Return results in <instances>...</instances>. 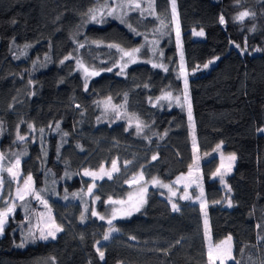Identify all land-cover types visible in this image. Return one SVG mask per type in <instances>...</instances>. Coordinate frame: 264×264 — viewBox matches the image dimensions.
I'll return each mask as SVG.
<instances>
[{
	"label": "trees",
	"instance_id": "1",
	"mask_svg": "<svg viewBox=\"0 0 264 264\" xmlns=\"http://www.w3.org/2000/svg\"><path fill=\"white\" fill-rule=\"evenodd\" d=\"M154 1L155 17L132 14V31L117 19L91 22L89 10L111 0H0V147L7 166L20 160L62 227L56 239H33L28 214L17 211L0 238V264H209V249L229 236L230 264H264V0H175V20L171 0ZM245 10L252 18L238 20ZM145 36L161 38L168 71L139 62L123 76L116 69L89 81L81 73L77 60L113 69L122 53L108 45L132 47ZM181 65L195 72L188 78L191 120L189 109L154 102L183 92ZM109 98L124 115L105 110ZM126 115L142 123L140 134ZM222 143L237 156L225 184L214 178ZM197 151L207 156L203 211L180 199L174 211L152 190L146 207L115 222L118 231L103 240L110 226L92 210L126 197L128 181L141 172L173 182L195 164ZM113 161L119 171L89 194L94 181L83 171Z\"/></svg>",
	"mask_w": 264,
	"mask_h": 264
},
{
	"label": "rangeland",
	"instance_id": "2",
	"mask_svg": "<svg viewBox=\"0 0 264 264\" xmlns=\"http://www.w3.org/2000/svg\"><path fill=\"white\" fill-rule=\"evenodd\" d=\"M119 2H120V0H111V3H109L108 5L111 7H115L116 4ZM140 2L142 3V7H145V8L147 7L146 0H143V1L140 0ZM154 3H155V1H154ZM125 11H128V10L125 9ZM245 11L248 12L249 15L247 17H245L243 20L251 19L253 16L252 12L249 10H245ZM245 11H241V12H245ZM103 12H104V14L102 15L101 11H97L95 14L96 19L95 20L91 19V22L103 24L105 22H108V20H110V19H117V21H119L122 25L128 26L129 24H131L130 21H131L132 14L137 13V12L141 14V12L139 10L128 11V14L124 17L126 22L122 23L121 19L119 18L121 15H123L120 8H117V11L113 16H108L106 14L107 9H104ZM145 13H148V12L145 11L143 14H145ZM155 14L156 13L154 12L153 15H149V16L151 17V16H154ZM159 31H160L159 33H162L164 31V29L162 28V25H161ZM204 36H205V33L203 36H200V37L204 38ZM161 41L162 40L160 37L145 36L143 39V42L140 45L136 44L135 46H132V47H130V46L125 47V45L120 44V45H122L120 47L124 46L125 51H131L133 48H140L141 49V46L143 45V43L146 44L147 49L146 50L141 49V51L138 54H136V60H137L136 63H132L128 57H125L124 60H121L119 62V64L115 68L112 69V71H107V72H114V71H116V69H119L120 70V71H118L119 75L123 76L126 74V71L128 70V68L130 66H133L139 62L143 63V62H149V61H150L149 63H152V64L156 63L158 65H163V67H160V68H163V69L166 68L168 71L167 66H165L164 63L161 62L162 58H163L162 53L160 51ZM146 53H148V55L150 56L149 59L148 58L145 59ZM125 62H127L126 67L124 66ZM122 67H123V71H121ZM86 68H88V67H86ZM88 69L90 72L93 70L90 68H88ZM95 70L99 71L100 74L105 72V71H102L99 69H95ZM197 70L200 71V68ZM80 71L83 74V76L89 81L95 77L101 76L100 74L99 75H86L83 68H81V67H80ZM194 73H195L194 71H188L184 68L183 72L181 71V69L178 71V76L183 78L184 80L186 77L187 82H188V78ZM167 92H171L172 97L170 99H163L162 97ZM167 92L163 93L159 98L155 99V101H154L155 104L162 105V106L170 108V109H172L174 107H181V108L189 109L190 94H189V89H188V83H187L186 92H185V87H184L183 92L180 94L173 93L172 91H167ZM185 95L187 96V99H185ZM176 97L180 98L179 101L176 100ZM103 106L107 112L114 113V114L118 115V117L119 116L121 117L125 113V109L116 105L113 100H108V101L104 102ZM103 117L105 118L103 120L108 119V114L105 113V116H103ZM126 117L131 123H135L134 118L132 116L126 115ZM218 146H217V149L214 151V155H218L220 157V160H221L220 167H219L220 173L217 174V172H216L214 178L220 179V176L223 175L224 184H225L227 176L233 171V169L235 167V163L237 161V156L235 154L226 153L224 151V144L223 143L218 145ZM0 155L3 156V152H2L1 147H0ZM233 155L236 157L235 160H230L229 157H231ZM206 158H207L206 155L200 154L197 151L195 164L192 165V167L190 168V170L187 173L179 175L173 182H166V181L156 177V179H158L163 184H167L170 187H172V190L177 193L176 196H172L167 188L160 187L159 185L153 186V184L151 183L152 179H148L144 173H143V179H141L140 173H139V174L134 176L135 177L134 182L128 183L129 186L131 187V190L126 197H124V198H110L113 201H123L124 203H122V204H110V203H108V201H109V199H108L105 203L106 210L104 212H100V210H98L97 208L95 211L100 215L110 217L112 208L120 209L121 211L118 212L117 219H115L113 221V224H114L118 220L130 219L135 214H138L139 212H141L146 207V205L148 204L150 192L152 190H159L163 195H166L167 198H169L173 203H175L177 205L178 204L177 202L179 201L180 197L182 195H184L185 186H187V193H188V196L190 197V199H180V200L188 201L191 203H200V200L196 199V197H200L201 190L203 191V186H202V183L200 182L201 181L200 178H201V173H202V163ZM222 163H223L224 167H221ZM14 164H15V162L12 163V165H14ZM8 167H10V166H7L5 164L4 156H3V159H0V177H3V179H4V184L2 187H0V211L4 210L7 206L14 205V210L11 213H9V215H8L7 221H6L5 226H4V231H5L6 225L9 223L11 217L14 216L17 211L22 210L25 214H28L27 220L29 221L30 225L32 226L31 235L33 236V239L34 238L40 239L39 237H40L41 232H43L45 234H47L48 232H54L55 233V239H56L57 236L59 235V233L62 231V230L56 231V228L59 227L62 229V227L56 221L54 209L52 208V206L49 204V202L47 200L46 201H47L48 207L46 208L44 206V204H42L40 200H37L35 198V196L32 194L25 195L23 200L18 199L17 195H16L17 189L18 188L24 189V180H26L27 177L23 176L22 171L20 169V164H19L18 167L14 168V171H16L18 174L17 179L13 180L12 177H10L8 172L5 170ZM102 168L104 169L105 173L111 172L112 177L119 171V170L118 171L113 170L112 166L110 168H107V167H102ZM117 168L119 169L118 163H117ZM229 168H230V170H229ZM88 171L89 172H96L98 175H102V173H100V169L99 170H88ZM84 172L85 171H83V175H84ZM190 172H191V175H189ZM84 176L86 178H90L94 181L93 183L95 184V187L92 189L91 195H93L95 192L96 183L99 181H102L105 178H108L107 175H103V179H94L92 176H89V175H84ZM181 177H183V178L178 179ZM132 180H133V177L129 181H132ZM142 187L147 188L146 194L141 193ZM27 191L34 192V193L38 194V192L35 189L33 180L31 181V183L29 185V189ZM141 195H143V199L146 202H143V203L140 202L141 201ZM130 196H131V199L129 198ZM40 198H41V200H45L42 196H40ZM201 199H202V197H201ZM25 200H28V204L26 203L27 205L24 206L23 203H25L24 202ZM95 202L97 204L99 202V199L95 198ZM134 205L139 207L138 211H136L134 209V207H133ZM177 207H179V205H177ZM129 209L132 210V214L130 216L125 215V212ZM103 221H106V220H103ZM4 231H3V234L0 235V238L4 235ZM50 239H53V238L51 236H49L48 239H40V240H50ZM217 246H219V247H217ZM211 249L213 251L214 257H216L218 253L222 254L224 252V250H226V249H230L231 255L234 257L233 238L231 237L230 241L228 240V238H226L224 241H222L218 244H213ZM232 261H234V259H226L225 264H230ZM216 263L220 264V260L216 259Z\"/></svg>",
	"mask_w": 264,
	"mask_h": 264
},
{
	"label": "snow or ice",
	"instance_id": "3",
	"mask_svg": "<svg viewBox=\"0 0 264 264\" xmlns=\"http://www.w3.org/2000/svg\"><path fill=\"white\" fill-rule=\"evenodd\" d=\"M147 2V7H142V3L140 2V0H120L119 3L116 4L115 7H111L109 6L107 3L105 4H102V5H99L98 8H93V9H90L89 10V13L91 14L90 18L92 20H95L96 19V12L97 11H101V14L103 15L104 12L103 10L104 9H107V15L108 16H113L116 11H117V8H120L123 15H121L119 18L121 19V22L124 23L126 22L124 17L128 14V11H137L139 10L141 12V15H143V13L146 11L148 12V15H153L154 14V0H146ZM172 2V8H173V20L176 19V14H175V0H171ZM125 9H127L128 11H125ZM249 15L248 12H241L239 14V16L237 17L238 20H243L245 17H247ZM157 19H159V17L157 16ZM160 23L161 25H164V21L163 20H160ZM220 23L223 24L225 23L224 21V18L223 16L220 17ZM129 28L132 30V31H136L135 28H132L131 24L128 25ZM157 31H159V29H157ZM177 35H179V32H177ZM196 35H199V36H203L204 35V32L203 31H200V32H197ZM79 47L83 48L84 47V44H80ZM109 48H116L118 52L122 53L120 59L121 60H124L125 57H128L129 60L132 62V63H136L137 60H136V54H138L141 49L140 48H133L131 51H125L124 49L120 48L118 45H113V44H109L108 45ZM237 47H239V45H237ZM71 57H66V59H70ZM182 58V57H181ZM150 62V61H149ZM61 63H63V61H61ZM211 63V61H210ZM77 64L83 68L84 72L86 75H99L100 72L93 69L91 72L89 71L88 68H86L83 64L82 61L80 60H77ZM125 67L127 66V62H125ZM152 67L153 68H156V67H163V65H158L156 63H153L152 64ZM205 68L208 67V64H205L204 65ZM165 71H167V69L165 68L164 69ZM104 71H112L111 68H107V69H104ZM121 71H123V67L121 68ZM181 71L183 72L184 71V68H183V65H181ZM119 74V73H118ZM31 83V82H30ZM187 79L185 77V80H184V84H185V92L187 90ZM85 89H87V84H85ZM172 97V93L171 92H167L162 98L163 99H170ZM179 97H176V100L179 101ZM185 99H187V96L185 95ZM110 100V98H109ZM77 107H79V105H77ZM188 115H189V120L192 119V116H191V107L189 105V111H188ZM33 126L32 125H29V128H32ZM56 128L58 129L59 128V125L57 124L56 125ZM259 131L261 132H264V128L262 129H259ZM40 132L41 134H43L44 132V129H40ZM136 132L137 134H140L142 132V123L137 121L136 123ZM65 135H67V133H65ZM18 139L19 140H24L25 137L24 136H18ZM219 147V146H218ZM235 156H231L229 157L230 160H235ZM0 159H3V156L0 155ZM153 160L157 159V156L156 155H153L152 157ZM127 163H131L130 161L127 162ZM20 164V160L17 159L15 161V164L8 167L7 169H5L9 176L12 177L13 180H16L17 179V172L14 171V168L18 167ZM221 167H224L223 163L221 164ZM112 169L113 170H119L117 168V162L116 161H113L112 162ZM230 170V168H229ZM100 173H102V175H98L96 172H89L88 170H85L84 172V175H89V176H92L94 179H103V175H107L108 179H112V174L111 172H107L105 173L104 172V169L101 168L100 169ZM220 173V169L218 168L217 169V174ZM189 175H191V172L189 173ZM140 178L143 179V173L141 172L140 173ZM183 177L181 178H178V179H182ZM32 181V177L29 175L27 177L26 180H24V189H20L18 188L17 189V198L18 199H21L23 200L25 195H28V194H32L35 196V198L37 200H40L42 204H44V206L47 208L48 207V204H47V201L46 200H41L39 194H36L34 192H29L27 191L29 189V185ZM135 181V177H133V180L132 181H128V183H132ZM220 182L223 184L224 183V179H223V175L220 176ZM151 183L153 184V186H156V185H159L160 187H164V188H167L168 191L171 193L172 196H176V192L172 190V187H170L169 185L167 184H163L162 182H160L158 179L156 178H153ZM4 184V179L3 177H0V187H2ZM95 187V184L93 183L92 185L89 186L88 188V193L91 194L92 193V189ZM229 191H231V189H229ZM141 193L143 194H146L147 193V188L146 187H142L141 188ZM75 195V194H74ZM203 196V191L201 190V194H200V197H196V199L200 200V206H201V210L203 211L204 210V207H205V202L201 199V197ZM131 199V196L129 197ZM96 199H99V197L97 196ZM180 199H190V197L188 196V193H187V186H185V189H184V195H182L180 197ZM141 203L143 202H146L144 201L143 199V195H141ZM171 202V201H170ZM195 202V201H194ZM108 203L110 204H122L124 203L123 201H113L111 199H109ZM228 206L231 207L232 206V203L231 201L229 200L228 202ZM134 209L136 211L139 210V207L138 206H133ZM172 209L174 211H179L177 205L175 203H172ZM14 210V205H10V206H7L4 210L0 211V235L3 234V231H4V226H5V223L7 221V218H8V215L9 213H11L12 211ZM121 210L120 209H117V208H112L111 209V215L110 217H106L104 215H100L98 214L95 210H92L91 212V215L92 216H96L98 217V219L100 220H106L107 224L110 226L107 230V232L104 234L103 236V240L104 241H108L112 235V233L114 232H117L118 229L113 225V221L115 219H117V214L118 212H120ZM132 214V210L129 209L125 212V215H128L130 216ZM207 213L205 212V223H207ZM85 219L84 215L82 214L81 215V222H83ZM257 227L259 228L260 226L257 225ZM62 229L57 227L56 228V231H61ZM51 236L53 239H55V233L54 232H48L47 234L41 232L40 234V239H48V237ZM261 239H264V237H261ZM228 240L230 241L231 240V236L228 237ZM99 243V242H97ZM18 247H23V244H20V245H17ZM219 247V246H217ZM97 251L99 253V256L101 259L104 258V252L102 250H100V248H97ZM216 259H219L220 260V264H225V260L226 259H234V257L231 255V250L230 249H226L224 250V252L222 254L218 253L216 257L213 256V251L212 249L210 248L209 251H208V262L209 264H216ZM238 264V262H237Z\"/></svg>",
	"mask_w": 264,
	"mask_h": 264
}]
</instances>
